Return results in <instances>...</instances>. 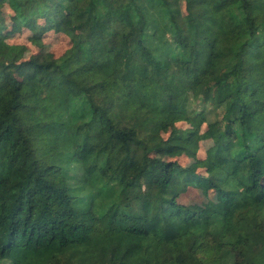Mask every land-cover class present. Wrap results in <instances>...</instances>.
Returning a JSON list of instances; mask_svg holds the SVG:
<instances>
[{
    "label": "trees",
    "instance_id": "16d2710c",
    "mask_svg": "<svg viewBox=\"0 0 264 264\" xmlns=\"http://www.w3.org/2000/svg\"><path fill=\"white\" fill-rule=\"evenodd\" d=\"M0 2L80 33L0 60V264H264V0ZM204 123L210 174L156 155Z\"/></svg>",
    "mask_w": 264,
    "mask_h": 264
},
{
    "label": "rangeland",
    "instance_id": "374dc122",
    "mask_svg": "<svg viewBox=\"0 0 264 264\" xmlns=\"http://www.w3.org/2000/svg\"><path fill=\"white\" fill-rule=\"evenodd\" d=\"M8 12L12 13L8 4L0 2V22L5 25L4 41L0 45V60L17 63L37 52H46L57 57L71 47L73 37L63 32L45 30L46 23L43 19H35L32 26L26 27L11 23L6 16ZM74 37L73 39L79 38L80 33L74 34ZM195 128V124L191 119L181 117L174 123L165 126L162 129V135L167 137L174 129L194 131ZM199 136L200 147L196 154L176 148L171 151L159 150L156 155L167 160H178L182 164L208 175L212 171L208 164V156L214 147V142L209 137V128L206 123L200 127ZM224 198L225 195L219 191L205 193L196 187H192L182 194L179 200L193 210H200L207 205L210 199L219 200Z\"/></svg>",
    "mask_w": 264,
    "mask_h": 264
}]
</instances>
